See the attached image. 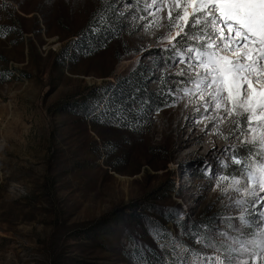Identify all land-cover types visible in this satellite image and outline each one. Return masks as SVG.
Returning a JSON list of instances; mask_svg holds the SVG:
<instances>
[{
  "label": "rangeland",
  "instance_id": "374dc122",
  "mask_svg": "<svg viewBox=\"0 0 264 264\" xmlns=\"http://www.w3.org/2000/svg\"><path fill=\"white\" fill-rule=\"evenodd\" d=\"M175 2L0 0V264H137L135 246L168 264H264L247 243L264 226V149L244 143L264 120L245 125L196 89L186 49L204 48L169 42ZM102 15L116 36L85 55ZM133 74L165 106L130 128L95 122L86 94ZM246 149L254 165L232 167Z\"/></svg>",
  "mask_w": 264,
  "mask_h": 264
},
{
  "label": "snow or ice",
  "instance_id": "6c2138e0",
  "mask_svg": "<svg viewBox=\"0 0 264 264\" xmlns=\"http://www.w3.org/2000/svg\"><path fill=\"white\" fill-rule=\"evenodd\" d=\"M152 2L158 11L163 10V0L159 4L157 0ZM174 6L177 15L173 17L172 5H169L168 19L170 27L177 31L174 35L169 33V42L183 44L192 39L204 48V51L193 46L186 49L190 53L195 52L198 66L203 72L196 73L198 79L193 81L196 89L203 88L217 109L224 107L225 111H229L227 103L230 102L232 111L244 117L245 125L250 126L253 119L264 120V0H184L183 4L176 0ZM193 29H197L199 34L194 33ZM208 30L215 33L216 39L209 35ZM179 62L182 63L183 59ZM189 67L192 65L189 64ZM178 75H183V71ZM200 98L204 99V95L201 94ZM205 103L207 105L208 101ZM257 140L264 149V133L244 143L254 144ZM259 155L264 156V151ZM235 162L240 163L239 160ZM257 171L260 173V189L264 191V165ZM248 175L250 179H255L252 173ZM233 183L239 184V181ZM240 219L251 227L243 216ZM251 235L254 238L247 243L264 253V226L260 232ZM242 250L247 251V248ZM258 255L253 253L254 257ZM217 261L224 264L219 257ZM243 264H248V261L245 260Z\"/></svg>",
  "mask_w": 264,
  "mask_h": 264
},
{
  "label": "trees",
  "instance_id": "16d2710c",
  "mask_svg": "<svg viewBox=\"0 0 264 264\" xmlns=\"http://www.w3.org/2000/svg\"><path fill=\"white\" fill-rule=\"evenodd\" d=\"M96 21L99 25L83 34L87 42L91 43L86 44V49H81L85 55L107 46L116 36L112 32L114 22L109 16L102 15ZM193 32L199 34L197 31ZM86 97L82 105L95 122L100 120L103 124H115L120 128L138 126L142 124L146 112H155L165 106L161 94L144 89L140 76L136 77L134 74L125 76L108 89L99 87L87 93ZM252 154L251 150L246 149L240 157L242 166L233 165L232 167L245 168L254 165ZM233 174L241 176L238 171ZM165 237L168 238L171 235L167 234L159 240ZM132 252L133 254L130 255L137 264H168L166 257L171 254L164 248L141 249L139 246H135Z\"/></svg>",
  "mask_w": 264,
  "mask_h": 264
},
{
  "label": "built area",
  "instance_id": "2783aa9c",
  "mask_svg": "<svg viewBox=\"0 0 264 264\" xmlns=\"http://www.w3.org/2000/svg\"><path fill=\"white\" fill-rule=\"evenodd\" d=\"M218 257L221 259V256L219 254H216L215 256H213V259L212 260H213V263L214 264H218V261H217V258Z\"/></svg>",
  "mask_w": 264,
  "mask_h": 264
},
{
  "label": "bare ground",
  "instance_id": "6f19581e",
  "mask_svg": "<svg viewBox=\"0 0 264 264\" xmlns=\"http://www.w3.org/2000/svg\"><path fill=\"white\" fill-rule=\"evenodd\" d=\"M254 193H255V190H254ZM258 195H254L255 198H257Z\"/></svg>",
  "mask_w": 264,
  "mask_h": 264
}]
</instances>
